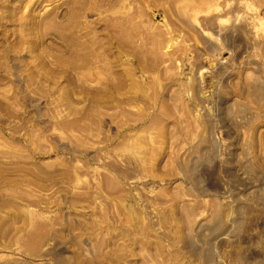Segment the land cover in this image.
Masks as SVG:
<instances>
[{"label":"rangeland","instance_id":"1","mask_svg":"<svg viewBox=\"0 0 264 264\" xmlns=\"http://www.w3.org/2000/svg\"><path fill=\"white\" fill-rule=\"evenodd\" d=\"M0 264H264V0H0Z\"/></svg>","mask_w":264,"mask_h":264},{"label":"bare ground","instance_id":"2","mask_svg":"<svg viewBox=\"0 0 264 264\" xmlns=\"http://www.w3.org/2000/svg\"><path fill=\"white\" fill-rule=\"evenodd\" d=\"M208 140H207V143L209 144V143H211V144H213V142L211 141V140H209L210 139V137L209 138H207ZM206 142V141H205ZM206 144V143H205ZM214 145V144H213Z\"/></svg>","mask_w":264,"mask_h":264}]
</instances>
